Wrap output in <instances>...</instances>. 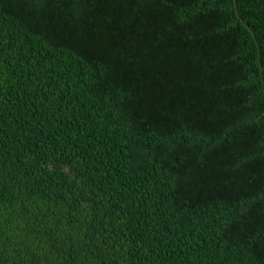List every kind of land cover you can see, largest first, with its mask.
I'll use <instances>...</instances> for the list:
<instances>
[{
    "label": "trees",
    "instance_id": "trees-1",
    "mask_svg": "<svg viewBox=\"0 0 264 264\" xmlns=\"http://www.w3.org/2000/svg\"><path fill=\"white\" fill-rule=\"evenodd\" d=\"M0 264H264V0H0Z\"/></svg>",
    "mask_w": 264,
    "mask_h": 264
}]
</instances>
